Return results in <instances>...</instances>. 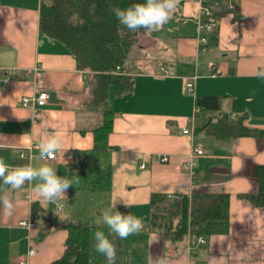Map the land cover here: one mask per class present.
Listing matches in <instances>:
<instances>
[{
  "label": "crops",
  "instance_id": "crops-1",
  "mask_svg": "<svg viewBox=\"0 0 264 264\" xmlns=\"http://www.w3.org/2000/svg\"><path fill=\"white\" fill-rule=\"evenodd\" d=\"M41 4L0 0V150L10 151L6 163L13 168L47 164L73 186L62 208L38 196L34 183L7 193L15 211L6 215L0 203V264L60 260L70 223L89 226L92 248L95 232L107 231L127 264H149L156 255L169 264H264V207L247 197L258 186L255 167L264 164V135L257 133L264 132V0H221L207 34L195 21L199 0H179L177 25L148 34L155 47L163 39L168 57L147 61L145 68L136 59L111 72L80 68L63 42L42 33ZM42 91L50 95L46 105H23L24 96ZM203 95L222 97L223 110L244 118L253 133L222 136L209 126L198 131L204 119L195 113L196 100ZM55 135L62 140L56 158L39 159L37 145ZM194 146L204 153L188 171L183 164ZM158 156L169 159L156 161ZM100 192L104 198L96 201ZM194 194L228 195L222 217L203 224L201 233L192 231ZM158 198L178 204L173 218H153ZM114 199L116 210L142 221L139 233L121 240L91 216L102 214L97 202L110 207ZM30 220L32 229L20 226ZM200 236L205 243L199 244ZM32 248L36 253L28 256Z\"/></svg>",
  "mask_w": 264,
  "mask_h": 264
},
{
  "label": "trees",
  "instance_id": "trees-1",
  "mask_svg": "<svg viewBox=\"0 0 264 264\" xmlns=\"http://www.w3.org/2000/svg\"><path fill=\"white\" fill-rule=\"evenodd\" d=\"M144 2L145 0H42L40 30L63 42L76 56L80 68L117 71L118 67L123 69L131 65L139 34L149 32L144 29L129 31L119 24L112 9H126ZM177 15H181L179 10L174 12V17ZM118 28L121 29V35L117 34ZM222 100V97L216 95L198 96L196 105L202 111L198 115L204 119L198 131L209 126L208 131L222 136L253 133L244 124V118L234 119L230 112L223 110ZM107 116L106 127L112 120L109 111ZM257 133L264 135V132ZM8 152L10 151L7 149L0 150V157L5 161L9 158ZM254 176L258 186L247 197L255 206L264 207V164L255 167ZM227 197L226 194H194L191 211L194 233H201L203 224L210 219L222 217ZM183 202L187 204V200L184 199ZM178 209V204L173 205L165 198H158L154 203L153 218L166 220L167 215L173 218ZM187 213L186 206L184 216L178 223V232L182 233L187 229ZM68 229L65 253L60 260L51 264H90L92 239L89 226L70 223Z\"/></svg>",
  "mask_w": 264,
  "mask_h": 264
},
{
  "label": "clouds",
  "instance_id": "clouds-1",
  "mask_svg": "<svg viewBox=\"0 0 264 264\" xmlns=\"http://www.w3.org/2000/svg\"><path fill=\"white\" fill-rule=\"evenodd\" d=\"M179 0H145L144 3H136L126 9L113 8V14L119 24L129 31L144 29L148 32L159 31L171 19ZM117 34L121 35V29H117ZM264 75V73H261ZM62 140L58 135L50 136L41 141L37 147L39 149V159L50 160L55 157V153L61 148ZM0 203L6 215L11 216L15 211L12 198L7 194L9 191H18L27 184H35V192L38 196L57 208H62V199L65 193L73 186L72 182L57 174V172L47 164L36 168L31 165L13 168L0 157ZM118 199H114L110 207L102 213V222L109 229V235L115 234L119 239H127L130 235L139 233L143 229L140 219L130 215L122 214L117 209ZM124 203V202H123ZM124 206H129L124 203ZM23 228L32 229L29 222L21 223ZM95 250L103 255L108 264H116L117 249L114 243L108 238L104 231L97 230L94 234ZM155 242V241H154ZM149 264H169L168 259L163 255L151 256Z\"/></svg>",
  "mask_w": 264,
  "mask_h": 264
},
{
  "label": "built area",
  "instance_id": "built-area-1",
  "mask_svg": "<svg viewBox=\"0 0 264 264\" xmlns=\"http://www.w3.org/2000/svg\"><path fill=\"white\" fill-rule=\"evenodd\" d=\"M221 0H199L200 3V13L196 16L195 21L198 24V27L200 29H202L206 34L207 33H211L214 30V24H215V17H214V9L220 4ZM203 15V16H202ZM178 21H182V22H187L188 18L187 17H179L177 19ZM202 35L200 36V42L202 43V47L201 50L202 52L206 51V44H207V36ZM4 82H6L7 79H3ZM187 88L189 91H193L194 89V82L193 80H190L187 83ZM50 98V95L48 92L42 91L40 92L38 95H34V96H24L22 98V103L24 106L27 107H31L33 108L35 105H46L48 103V100ZM201 109L200 107H198L196 109V114L200 113ZM183 132L185 134H188L190 132L189 129L184 128ZM204 153V150L202 147L200 146H194L192 153L190 154V159L188 161H186L183 164V167L185 170L191 171L194 169L195 165H196V157L199 155H202ZM56 158V153H55V157L53 159ZM156 161H160V162H166L168 161V157L167 156H158L156 158H154ZM141 168L145 167V165H141ZM24 222H29L32 227H34V223L30 220V221H21V223ZM198 242L199 244L201 243H205L206 240L205 238H203L202 236H200L198 238ZM193 252L192 253H196V248H192ZM36 253L35 249H31L28 253V256H33ZM17 264H29L27 259H22L20 260Z\"/></svg>",
  "mask_w": 264,
  "mask_h": 264
},
{
  "label": "rangeland",
  "instance_id": "rangeland-1",
  "mask_svg": "<svg viewBox=\"0 0 264 264\" xmlns=\"http://www.w3.org/2000/svg\"><path fill=\"white\" fill-rule=\"evenodd\" d=\"M180 10L182 11V7H180ZM184 11H186L185 13H187V11H189V10L186 8V9H184ZM174 25H177V23L174 21V13H173L169 22L161 30H162V32H164V31L167 32V30H169V28L171 29ZM156 32L157 31H152V33H156ZM148 34H150V32L147 34H139V39L137 41V45L135 46L136 51L133 53V56H132L134 59L133 60L134 62L137 61V62H143L144 63L143 68H145L147 61H149V63H150L154 60L155 61L157 59L159 60V58L168 57V54H166V50H167V48L165 46L166 43L163 42V39L162 38L159 39V44L157 45V47H155L153 45L154 43H153L152 37H150V35H148ZM155 38H157V37H155ZM144 47H148V48H144ZM142 48H144V49H142ZM170 57H172V55H170ZM143 68H140V69L142 70ZM103 198H104V192H100L96 195V201L97 200L99 201ZM96 207L98 209H101L102 213L104 210H106L108 208L105 205V203H102V205H100V203H98V202L96 205H94V208H96ZM78 212H83V211L81 209H78ZM91 216L96 218L98 222L102 223V214H100V215L94 214ZM104 232L107 235V231H104ZM114 245H115L116 249L118 250V248H119L118 244H114ZM91 256H92V264H108L107 259L95 250V242H94V247L92 248ZM122 257H123L122 254H119V253L117 254L116 264H127L124 257L123 258Z\"/></svg>",
  "mask_w": 264,
  "mask_h": 264
}]
</instances>
